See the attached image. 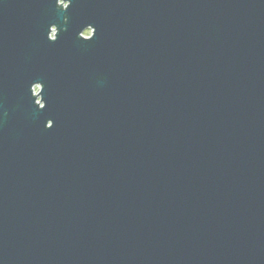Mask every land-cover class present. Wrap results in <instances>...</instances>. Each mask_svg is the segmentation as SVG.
<instances>
[{
    "label": "water",
    "instance_id": "obj_1",
    "mask_svg": "<svg viewBox=\"0 0 264 264\" xmlns=\"http://www.w3.org/2000/svg\"><path fill=\"white\" fill-rule=\"evenodd\" d=\"M0 264H264V0H0Z\"/></svg>",
    "mask_w": 264,
    "mask_h": 264
},
{
    "label": "snow or ice",
    "instance_id": "obj_2",
    "mask_svg": "<svg viewBox=\"0 0 264 264\" xmlns=\"http://www.w3.org/2000/svg\"><path fill=\"white\" fill-rule=\"evenodd\" d=\"M67 7V6H66ZM97 31V29L95 30V32ZM52 120V119H51ZM54 125V121L52 120V123L50 124L49 128L53 127Z\"/></svg>",
    "mask_w": 264,
    "mask_h": 264
},
{
    "label": "rangeland",
    "instance_id": "obj_3",
    "mask_svg": "<svg viewBox=\"0 0 264 264\" xmlns=\"http://www.w3.org/2000/svg\"><path fill=\"white\" fill-rule=\"evenodd\" d=\"M84 34H89V31H86ZM38 87H35V92H37Z\"/></svg>",
    "mask_w": 264,
    "mask_h": 264
}]
</instances>
